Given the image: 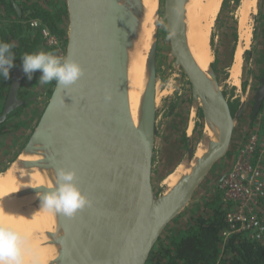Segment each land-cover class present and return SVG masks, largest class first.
Listing matches in <instances>:
<instances>
[{
  "label": "water",
  "instance_id": "obj_1",
  "mask_svg": "<svg viewBox=\"0 0 264 264\" xmlns=\"http://www.w3.org/2000/svg\"><path fill=\"white\" fill-rule=\"evenodd\" d=\"M187 0H162L169 59L180 70L204 125L213 132L207 151L169 189L155 191L153 152L156 127V51L159 18L148 50L138 120L128 101V66L144 18L143 0H64V57L77 61L83 75L68 87L54 82L29 137L14 158L17 168L37 169L44 184L19 192H44L55 186L58 169H74L75 183L89 203L72 217L54 214L45 231L55 256L48 264H146L164 230L188 206L196 189L228 152L235 122L215 71L201 78L190 57L185 28ZM160 5L156 14L160 15ZM22 65L13 71L0 122L25 103L18 91ZM31 85H28V88ZM106 92L111 99L106 100ZM264 98V73L254 93L250 121ZM35 96L29 100L32 102ZM37 156L32 160L18 159ZM194 147L189 144L187 161ZM164 173L161 180L167 176ZM37 202L40 199L37 198Z\"/></svg>",
  "mask_w": 264,
  "mask_h": 264
},
{
  "label": "rangeland",
  "instance_id": "obj_2",
  "mask_svg": "<svg viewBox=\"0 0 264 264\" xmlns=\"http://www.w3.org/2000/svg\"><path fill=\"white\" fill-rule=\"evenodd\" d=\"M254 2L255 8L246 12L242 24L240 22L242 0H221L218 6L210 33L211 68L217 74L232 113L236 112L242 100L244 105L235 122L228 152L198 186L188 206L164 230L155 248L156 251L160 250L161 245L166 241L173 224L176 229H182L181 223L184 218L193 215L196 217L205 211L203 202L213 198L217 180L230 166L237 141L257 118L250 121L254 93L260 86V74L264 73V0H254ZM159 5L161 11L156 51L157 134L152 174L153 185L157 192L165 188V184L161 183V176L173 171L180 162L183 161V165L185 164L188 145L191 144L195 149L205 127L201 111L192 102L185 78L181 76L180 70L173 67L169 59V42L162 13V0H159ZM246 32L249 33L248 38L243 36ZM239 44L242 46L239 85L235 86L229 81V76L234 53ZM38 73L39 70L34 72L31 80L25 75L35 99L8 124V130L0 134V174L2 175L25 144L48 100L53 82L49 83L50 89H47L45 85L39 83ZM41 97L44 98L41 100Z\"/></svg>",
  "mask_w": 264,
  "mask_h": 264
},
{
  "label": "bare ground",
  "instance_id": "obj_3",
  "mask_svg": "<svg viewBox=\"0 0 264 264\" xmlns=\"http://www.w3.org/2000/svg\"><path fill=\"white\" fill-rule=\"evenodd\" d=\"M220 1L187 0L185 3L184 20L187 45L194 67L203 79L208 76L211 68L212 61L210 62L209 59V53L211 52L210 33ZM158 4L159 0H143L144 18L140 35L129 59L128 101L134 123L138 120L141 96L146 81V58L151 45L155 22L160 17L156 14ZM241 8L240 22L242 24L243 19L245 21L246 12L255 8L254 0H242ZM243 36L248 38L249 33L246 32V35L243 34ZM241 50V44L237 45L229 76V81L235 86L239 85ZM211 138H214L213 132L205 125L202 138L195 146L193 159L190 162L185 160L184 165L183 161L180 162L173 171L161 180V183L165 184L164 189L172 187L182 174L189 172L190 168L195 166L197 160L207 151L208 142ZM36 157V155L25 156L20 154L17 158L32 160ZM42 184H44V179L37 169L33 172H27L24 169L17 168L16 161L13 160L5 174H0V222L10 224L26 238L25 258L27 260L36 257L42 264H48L56 253L53 245L46 244L47 238L45 236V231L52 230L54 227L53 211L41 208V203L37 202V193L19 194L23 190L35 188Z\"/></svg>",
  "mask_w": 264,
  "mask_h": 264
},
{
  "label": "trees",
  "instance_id": "obj_4",
  "mask_svg": "<svg viewBox=\"0 0 264 264\" xmlns=\"http://www.w3.org/2000/svg\"><path fill=\"white\" fill-rule=\"evenodd\" d=\"M31 19H39L43 26L62 39L63 45L66 43L64 0H0V41L16 45L12 50L16 58L9 78L0 77V114L13 71L22 65L21 56L40 51L44 46L40 28L31 27ZM28 85L24 77L18 97L25 99V103L11 110L0 122V134L5 133L8 124L31 103L32 89ZM203 203L210 213L208 217L197 215L193 224L178 235H171L160 250L156 251L155 245L146 264H264V244L247 234L232 235L221 246L219 233L225 226L223 201L219 195H214Z\"/></svg>",
  "mask_w": 264,
  "mask_h": 264
},
{
  "label": "built area",
  "instance_id": "obj_5",
  "mask_svg": "<svg viewBox=\"0 0 264 264\" xmlns=\"http://www.w3.org/2000/svg\"><path fill=\"white\" fill-rule=\"evenodd\" d=\"M29 24L40 28L44 46L64 56L65 44L59 36L39 19H31ZM256 117L238 140L230 166L216 183L214 195L222 199L225 211V226L219 233L221 246L235 234H247L264 244V98Z\"/></svg>",
  "mask_w": 264,
  "mask_h": 264
},
{
  "label": "clouds",
  "instance_id": "obj_6",
  "mask_svg": "<svg viewBox=\"0 0 264 264\" xmlns=\"http://www.w3.org/2000/svg\"><path fill=\"white\" fill-rule=\"evenodd\" d=\"M15 46L14 43L0 41V77L3 79L9 78L10 69L14 67L16 56L12 50ZM21 59L23 72L29 80L34 72H41L39 83L42 85L54 81L57 86L68 87L83 75V68L77 61L58 56L51 51L25 53ZM105 99H111L107 92ZM56 176L54 187L37 193L41 208L72 217L89 201L74 182V169H58ZM26 248V238L10 224L0 222V264H42L36 257L27 260Z\"/></svg>",
  "mask_w": 264,
  "mask_h": 264
},
{
  "label": "crops",
  "instance_id": "obj_7",
  "mask_svg": "<svg viewBox=\"0 0 264 264\" xmlns=\"http://www.w3.org/2000/svg\"><path fill=\"white\" fill-rule=\"evenodd\" d=\"M41 50H44V51H51V52H53L54 54H55V51H53V49H51V48H47L46 46H43V47H41L40 48ZM39 75H41V72L39 71V73H38ZM46 86V88L47 89H50L49 88V84H47V85H45ZM45 94V92H43L42 93V95H44ZM44 97H41V100L43 99ZM231 108V107H230ZM237 146H238V141H237V143H236V146H235V149H234V153H233V155H232V158L234 157V155H235V151H236V148H237ZM205 210V209H204ZM200 215H202V216H204V217H208V215L210 214L209 213V211L208 210H205L204 212H202V213H199ZM185 220H183V222L181 223V225H182V229H176L175 228V226H174V224H173V228L171 227L170 229H172L171 230V232H170V234L166 237V241L164 242V244L163 245H165V244H167L168 242H169V240H168V238L171 236V235H178L180 232H182L184 229H186L188 226H189V224H193L194 223V219H195V215H193V217H191L190 216V218H189V216L188 217H186V218H184ZM175 220V219H174ZM173 220V221H174ZM172 221V222H173ZM182 221V220H181ZM175 223V222H174Z\"/></svg>",
  "mask_w": 264,
  "mask_h": 264
}]
</instances>
